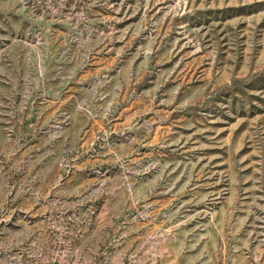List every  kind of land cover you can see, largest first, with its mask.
I'll use <instances>...</instances> for the list:
<instances>
[{"label":"rangeland","instance_id":"rangeland-1","mask_svg":"<svg viewBox=\"0 0 264 264\" xmlns=\"http://www.w3.org/2000/svg\"><path fill=\"white\" fill-rule=\"evenodd\" d=\"M0 264H264V0H0Z\"/></svg>","mask_w":264,"mask_h":264}]
</instances>
